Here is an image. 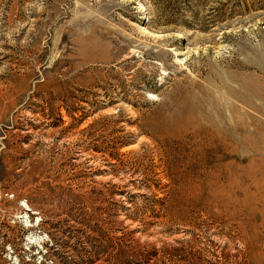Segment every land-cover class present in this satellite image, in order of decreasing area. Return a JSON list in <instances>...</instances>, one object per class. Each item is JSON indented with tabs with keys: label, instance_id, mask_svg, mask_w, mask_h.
Instances as JSON below:
<instances>
[{
	"label": "rangeland",
	"instance_id": "1",
	"mask_svg": "<svg viewBox=\"0 0 264 264\" xmlns=\"http://www.w3.org/2000/svg\"><path fill=\"white\" fill-rule=\"evenodd\" d=\"M256 5L0 0V264H264Z\"/></svg>",
	"mask_w": 264,
	"mask_h": 264
},
{
	"label": "trees",
	"instance_id": "2",
	"mask_svg": "<svg viewBox=\"0 0 264 264\" xmlns=\"http://www.w3.org/2000/svg\"><path fill=\"white\" fill-rule=\"evenodd\" d=\"M258 4H259V6L256 5V6H258L257 9L264 10V0H258Z\"/></svg>",
	"mask_w": 264,
	"mask_h": 264
},
{
	"label": "bare ground",
	"instance_id": "3",
	"mask_svg": "<svg viewBox=\"0 0 264 264\" xmlns=\"http://www.w3.org/2000/svg\"><path fill=\"white\" fill-rule=\"evenodd\" d=\"M245 199V198H244ZM233 200V199H232ZM233 202V201H232Z\"/></svg>",
	"mask_w": 264,
	"mask_h": 264
}]
</instances>
